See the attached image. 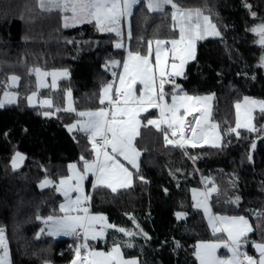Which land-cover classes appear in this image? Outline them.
Listing matches in <instances>:
<instances>
[{
  "label": "trees",
  "instance_id": "trees-1",
  "mask_svg": "<svg viewBox=\"0 0 264 264\" xmlns=\"http://www.w3.org/2000/svg\"><path fill=\"white\" fill-rule=\"evenodd\" d=\"M174 2L182 8L203 9L221 32L220 37L197 42L196 59L186 66V78L178 77L176 82L191 95L214 94L211 121L220 126L222 147L190 146L185 154L178 147L166 146L163 134L155 127H142L135 145L141 151L140 174L148 183L134 176L131 189L113 194L110 190L93 192L91 178L86 180V193L92 196L91 211L133 231L136 229L130 217H134L151 237L145 240L137 236L132 240L135 247H122L125 254L139 257L141 264H198L193 254L197 242L217 238L191 197V190L205 187V182L211 186L214 182L219 189L209 200L215 215L245 216L254 229L264 224V218L254 215L264 213V132L259 133V139L257 133L245 130H240L242 138L226 133L235 127V103L246 96L264 100V67L260 66L264 47L256 43L259 37L250 31L264 23V0ZM245 4L251 5V10ZM171 11L167 7L165 13H148L143 1L134 6L132 38H127L126 47L117 49L115 42L123 38L100 33L94 24L63 28L61 14L40 12L36 0H0V98L11 75L21 78L13 87L18 93L17 104L0 108V227L5 228L11 264H43L44 260L69 264L80 241L72 236L42 235L36 239L43 225L36 216L60 214L62 202L55 187L41 189L38 183L46 176L55 182L67 176L71 162L82 167V155L93 158L87 137L69 133L65 127L77 119L75 114L60 111L45 117L43 112L63 109L68 89L78 111L101 106L100 88L118 70L111 66L106 69L105 63L113 59L122 62L129 50L147 54L149 40L177 37ZM68 39L77 43L68 44ZM36 68L47 72L68 69L70 75L59 79L55 89L38 90L35 72L29 74ZM171 87L165 86L169 95ZM35 91L51 99L53 108L29 106L26 97ZM254 117L257 128L264 125L259 110ZM252 141L256 142L254 150ZM16 151L26 159L14 172L10 161ZM237 196L239 205L229 202ZM177 212L186 215L178 219ZM249 239L260 242V230L250 233ZM244 250L253 254L251 244Z\"/></svg>",
  "mask_w": 264,
  "mask_h": 264
},
{
  "label": "snow or ice",
  "instance_id": "snow-or-ice-1",
  "mask_svg": "<svg viewBox=\"0 0 264 264\" xmlns=\"http://www.w3.org/2000/svg\"><path fill=\"white\" fill-rule=\"evenodd\" d=\"M142 3V0H36V7L42 13L57 12L61 14L63 28L75 27L81 24H94L100 33H115L117 37L123 38V28L127 27V37L132 38L131 19L134 15V6ZM170 6L173 29L178 28V38L171 40H149L148 54L142 55L140 52L128 51L127 59L123 61V73L119 75V87L114 88L117 73L113 72V82L101 86L98 93L100 107L95 110L78 111L72 101L71 89L66 90L67 107L56 108L53 111H44L43 116L51 117L60 111L75 114L77 119L73 123L65 125L69 133L84 134L91 144L93 159H85L82 155V171L76 163L69 164L70 175L61 177L57 184L47 176L39 183L41 189L55 187L56 191L62 193L65 202L60 204L57 215L47 217L36 216L44 227L36 233V239L42 235L58 237L60 235L72 236L77 240H82L74 249V258L69 264H141L139 257L125 258L123 248L135 247L132 240L137 236H143L145 240L151 239L150 236L133 220L135 231L117 228V226L107 223V217L103 214L92 215L88 205L92 199L91 195L84 193V181L89 174L94 177L92 182L93 192L99 190H110L117 194L120 190H128L134 186V176L142 183H148L144 176L140 174L139 157L141 151L137 149L135 141L141 137V128L147 129L149 126L163 134L165 145L186 149V145L196 148L202 141L204 144L211 143L212 147H222V136L219 124L210 121L211 107L209 101L214 98L208 96H191L184 92L180 84L176 83V78L184 77L185 68L190 61L196 59V43L208 37H220L221 32L217 25L212 22L209 15L204 14L201 8L186 9L182 8L174 0H146V10L148 13H165ZM251 10V5L245 4ZM29 12L32 9H28ZM253 17L255 12H251ZM258 35L256 41L264 47V23L256 25L250 29ZM66 43H77L72 39ZM170 45V47H169ZM117 49L123 48L124 44L117 42ZM154 54V63L150 60ZM261 67H264V56H261ZM120 61L109 60L105 63L106 69L109 66L119 65ZM35 72L37 76V87H48L41 80V77L51 76L53 89L57 88V77H69L68 69L60 72H41L40 69H30L29 74ZM20 77L12 75L9 77L11 82L4 85L3 98H0V108L7 105H15L18 102V93L7 90L10 87L18 86ZM143 85L140 94L137 95L135 85ZM165 85L172 86L171 103L166 97L169 95L164 91ZM96 95V94H94ZM37 92L27 96L29 106L34 107V97ZM107 102V107L104 105ZM40 105L53 108L51 99L40 101ZM235 127H229L226 133H234L237 138L241 137L240 130L248 133H257V138H261L259 133L264 132V125L259 128L253 123L254 112L258 109L264 115V100H255L244 97L243 102H237ZM149 109H158L157 119L144 117L146 123L142 125L141 114L151 115ZM192 121L187 117L194 113ZM26 131V130H25ZM5 136L8 133L4 134ZM172 138H169V137ZM75 138V136H73ZM256 142H251L254 150ZM185 154L187 152L185 151ZM123 158L128 165L126 167L121 162ZM195 160L198 157H190ZM26 156L16 151L11 157L12 170L18 171L23 165ZM251 160V155L248 156ZM46 171V170H45ZM179 171V170H177ZM174 175V173H170ZM235 184V181H233ZM167 193V189H164ZM76 193L75 199L71 193ZM219 192L215 186L208 188L206 192L200 193L202 201H197L196 208L203 207L204 213L208 216V224L212 228L213 234H220L224 239L216 241H201L195 245L194 256L199 264H264V224H258L262 240L260 242L250 241L249 234L254 229L249 219L245 216H220L211 215L208 207V198L212 193ZM193 199H196V190H193ZM239 205L240 197L229 201ZM185 213L177 212V218L185 216ZM258 218H264V213H254ZM108 229H116L124 234L128 239L118 241L107 252L98 251L89 244L90 240L103 238ZM180 247L179 242H176ZM251 244L258 258L249 255L244 249ZM225 248L231 253L230 256L221 258L217 251ZM0 264H11L9 257L8 239L5 235V228L0 227ZM43 264H52L50 260H44Z\"/></svg>",
  "mask_w": 264,
  "mask_h": 264
},
{
  "label": "rangeland",
  "instance_id": "rangeland-1",
  "mask_svg": "<svg viewBox=\"0 0 264 264\" xmlns=\"http://www.w3.org/2000/svg\"><path fill=\"white\" fill-rule=\"evenodd\" d=\"M178 36V35H177ZM176 38V37H175ZM121 41V43H123L124 44V41L123 40H120ZM116 42H118V41H116ZM115 42V43H116ZM155 42V41H154ZM156 46V45H155ZM127 54H128V51L126 52ZM126 53H125V55H126ZM148 54V53H147ZM147 54H143V55H147ZM125 58V57H124ZM124 58H123V60H122V62L120 63V64H122V66H123V61H124ZM113 60H115V61H118L117 59H113ZM118 67V65H116V66H111L112 68H117L118 67V70L117 71H115L116 73H117V81L115 80V82H114V88H116V87H119V75L121 74V73H123V71H124V69H123V67ZM63 69H53L51 72H60V71H62ZM12 76V75H11ZM61 78H63V77H60V76H58L57 77V81L59 80V79H61ZM50 82H47V81H45V83L47 82V84L48 83H50V85L52 84V77L50 76V80H49ZM109 82H113V81H109ZM108 82V83H109ZM8 83H11L10 81H8ZM177 83V82H176ZM107 84V83H106ZM166 86V85H165ZM52 88V87H51ZM53 89V88H52ZM143 89V85H141V84H139V83H137L136 85H135V91H136V94L137 95H139L140 94V90H142ZM164 91H166V89H164ZM36 92V91H35ZM185 92V91H184ZM33 92H31L28 96H30L31 94H32ZM170 93H172V87H171V92ZM189 95H191V94H189ZM208 95H211V94H202V95H191V96H208ZM246 97H249V96H246ZM250 98H252V99H255V100H263V99H258V98H254V97H250ZM34 99V104L36 105V104H40V101H42V100H44V99H49L48 97H41V96H38V92H37V96L36 97H34L33 98ZM167 101H169V103H171V94L169 95V99L167 100ZM238 102H243V98L241 99V100H239ZM67 103H68V101H67ZM210 103H212V101H209V104ZM236 104V103H235ZM105 107H107V102H106V104L104 105ZM65 107H67L66 105H65ZM100 107V106H99ZM210 107H211V105H210ZM93 110H95V109H93ZM150 110L151 109H149V112H150ZM258 110V109H257ZM80 111H84V110H80ZM234 112H235V120H236V108H235V106H234ZM143 115V116H142ZM145 116H147V118L148 119H157L158 117H159V112H156L155 114H152V115H148L147 113H142L141 114V117H140V119H141V122H142V125L144 124V123H146V120L144 119V117ZM213 123V122H212ZM203 143V142H202ZM203 145H205V146H211V143H209V144H204L203 143ZM93 159V158H92ZM120 159H122L123 160V158L121 157ZM91 160V159H90ZM122 163H124L123 161H121ZM72 163H75V162H71V163H69V164H72ZM125 163H127L126 161H125ZM124 163V164H125ZM125 166L126 167H129V170H132L130 167V165H127V164H125ZM78 168H80L81 169V171H82V167H79L78 166ZM68 175H70V172H69V169H68ZM67 175V176H68ZM66 177V176H65ZM89 177L91 178V187H92V182H93V180H94V177H92L91 176V174H89ZM88 177V178H89ZM45 179V178H44ZM43 179V180H44ZM87 180V179H86ZM86 180L84 181V193L86 194V195H88L87 193H86V187H85V184H86ZM41 182V181H40ZM39 182V183H40ZM39 183H38V186H39ZM57 184L59 183V180L56 182ZM210 187H212L211 185H209L208 184V182H205V187H197V188H193L192 190H191V197H192V200H193V202H194V204H196L197 203V201H202L203 200V197L200 195V193H203V192H206L207 191V189L208 188H210ZM40 188V187H39ZM193 190H196V199H193V196H194V193H193ZM60 195L62 196V202H61V204L62 203H64L65 202V198H64V196H63V194L62 193H60ZM71 195H72V198L73 199H75V197H76V193H71ZM207 203H208V201H207ZM208 207H209V209H210V206H209V203H208ZM201 209L203 210V212H204V209H203V207H201ZM89 212H90V214H92V215H95V214H102V213H99V212H96V211H91V210H89ZM210 214L211 215H213V213L210 211ZM204 215H205V213H204ZM206 216V215H205ZM206 219L208 220V216H206ZM107 223H109V224H112V225H115L114 223H111L108 219H107ZM115 226H117V225H115ZM42 227H44V225H42ZM117 228H120L119 226H117ZM62 236H65V235H60V236H58V237H62ZM120 239H121V241H125V240H127L128 238L126 237V236H124V234H122V233H119L118 231H116V229H108L106 232H105V235H104V237L103 238H98L97 240H90L89 241V244H90V246L91 247H94L96 250H98V251H105V252H107V251H109L110 249H111V247L115 244V243H117L118 241H120ZM82 242V240H80V241H78V243H81ZM77 243V244H78ZM122 252H123V250H122ZM123 255L125 256V258H133V257H137L136 255H132V254H125L124 252H123ZM10 257V256H9Z\"/></svg>",
  "mask_w": 264,
  "mask_h": 264
},
{
  "label": "crops",
  "instance_id": "crops-1",
  "mask_svg": "<svg viewBox=\"0 0 264 264\" xmlns=\"http://www.w3.org/2000/svg\"><path fill=\"white\" fill-rule=\"evenodd\" d=\"M144 3H146V0H142ZM168 7H170V6H168ZM186 9H193V8H186ZM173 22V21H172ZM124 36H123V39H121V40H123L124 41V47H126L127 46V27H126V25L124 26ZM177 30H178V28H176ZM178 35H179V32H178ZM176 38H178V36L176 37ZM209 38V37H208ZM174 39V38H173ZM169 40H171V39H169ZM118 42H121L120 40L118 41ZM198 42V41H197ZM117 43V42H116ZM115 43V44H116ZM196 46H197V43H196ZM169 47H170V45H169ZM152 48H153V50L155 49V42L153 41V44H152ZM127 59V53H126V55H125V58H124V60H126ZM154 59H155V57H154V54H153V56L152 57H150V60L154 63ZM122 66V64H119L118 65V67L120 68ZM123 67V66H122ZM116 68V67H115ZM40 71L41 72H47V71H45V70H41L40 69ZM51 71L52 70H50V71H48L49 73H51ZM41 80H42V82L44 83V84H47V82H50L49 80H50V76H46V77H41ZM116 81H117V77H116V79H115ZM8 81H9V79H8ZM8 81H7V83H8ZM36 81H37V76H36ZM45 81H47L46 83H45ZM37 83H38V81H37ZM10 83H8V85H9ZM48 85V87H50L51 88V85H50V83H48L47 84ZM13 87H15V86H13ZM13 87H10V88H8L7 90H9V91H15L14 89H13ZM45 88H47V87H45ZM45 88H38V90H41V89H45ZM5 90V89H4ZM4 90L1 92V98H3V92H4ZM16 92V91H15ZM166 93H168V91L166 90L165 91ZM169 94V93H168ZM166 99L168 100L169 99V95L166 97ZM169 102V101H168ZM40 105V104H39ZM65 105L67 106V98H66V96H65ZM210 105H211V103H210ZM212 108V107H211ZM152 110H154V112H159V110L158 109H151L150 111H152ZM143 116V115H142ZM210 121H211V116H210ZM212 122V121H211ZM198 146H205V145H203V143H202V141L200 142V144L198 145ZM188 147H190V145L189 146H187L186 147V149L185 150H187V148ZM138 149V148H137ZM139 150V149H138ZM139 159H140V157H139ZM121 161H123L124 163H125V161L124 160H122V159H120ZM10 164H11V161H10ZM125 164H127V163H125ZM128 165V164H127ZM131 168V167H130ZM209 200H210V197L208 198V203H209ZM210 206V205H209ZM201 209V208H200ZM202 210V209H201ZM210 211H211V208H210ZM202 212H203V210H202ZM212 212V211H211ZM213 213V212H212ZM203 214H204V212H203ZM213 215H215L214 213H213ZM220 216H223V215H220ZM206 217V216H205ZM207 222H208V220H207ZM211 228V227H210ZM211 230H212V228H211ZM212 233H213V231H212ZM217 235V238H215V239H212V240H207V241H216V240H218V239H224L225 237L224 236H221L220 234H216ZM199 242H201V241H199ZM199 242H197V243H199ZM217 255L219 256V257H221V258H225V257H227V256H230L231 255V253H229L228 252V250L227 249H225V248H221V249H219L218 251H217ZM249 255H253L254 257H256V258H258V256H259V253L258 252H256L255 251V249L253 248V254H249ZM197 262H198V264H199V261L197 260Z\"/></svg>",
  "mask_w": 264,
  "mask_h": 264
},
{
  "label": "built area",
  "instance_id": "built-area-1",
  "mask_svg": "<svg viewBox=\"0 0 264 264\" xmlns=\"http://www.w3.org/2000/svg\"><path fill=\"white\" fill-rule=\"evenodd\" d=\"M115 79H116V78H115ZM113 80H114V78H113V76H111V81H113ZM198 115H200L198 112H197V113H194L192 116H188V117H187V120H188V121H192V120H193V117H194V116H198ZM169 138H172V137L170 136ZM187 146H189V145H186V147H187ZM179 149H180V148H179ZM180 150H182V151L184 150V151H185V149H180ZM85 206L89 207V210H90V204L85 205Z\"/></svg>",
  "mask_w": 264,
  "mask_h": 264
}]
</instances>
